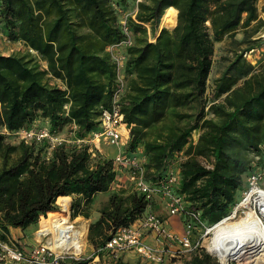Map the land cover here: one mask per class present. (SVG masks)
<instances>
[{
	"label": "trees",
	"instance_id": "trees-1",
	"mask_svg": "<svg viewBox=\"0 0 264 264\" xmlns=\"http://www.w3.org/2000/svg\"><path fill=\"white\" fill-rule=\"evenodd\" d=\"M136 1L0 0L2 35L23 42L47 65L43 71L20 57L0 55V130L10 134L30 129L40 117L52 134L75 125L73 139L97 130L99 107L107 106L115 85L107 47L123 37L119 20L126 15L133 45L123 51L127 81L120 104L129 129L125 150L131 153L141 144L145 178L156 183L174 155L186 149L176 193L185 207L201 213L203 224L213 226L234 213L243 175L252 170L247 152L264 147V70L255 71L243 52L235 53L213 81L209 102L205 92L213 46L257 19L258 0ZM130 4L136 11L128 10ZM169 6L175 10L171 30L157 32ZM139 34L142 37H136ZM46 73L63 80L66 89L43 82ZM179 108L191 113L181 114ZM167 117L187 121L163 136L145 139L146 132ZM194 132L197 140L191 142ZM5 134L0 133L3 234L9 228L24 230L48 212L46 219L59 215V197H71L72 217L88 219L94 195L107 192L116 178L111 160L97 152L93 157L88 146L62 143L46 157V141L10 145ZM147 204L135 191L126 196L111 193L89 226L93 256L107 253L100 249L112 233L132 224ZM193 254L185 264L210 260L206 253ZM116 264L123 263L119 259Z\"/></svg>",
	"mask_w": 264,
	"mask_h": 264
},
{
	"label": "built area",
	"instance_id": "built-area-1",
	"mask_svg": "<svg viewBox=\"0 0 264 264\" xmlns=\"http://www.w3.org/2000/svg\"><path fill=\"white\" fill-rule=\"evenodd\" d=\"M119 22L123 37L120 41L107 47L115 70V85L110 100L106 107H99L97 130L90 132L82 139H73L72 141L78 146H88L92 156H95L94 153L102 143L115 147L116 153L110 160L116 177L118 179L123 177L124 181L148 202L143 214L132 224L116 229L100 251L109 253L113 259H118L122 254L133 251L149 263L166 264L168 260L167 263L170 264L172 258L191 254L197 248L198 243L193 244L191 237L197 228L203 227V222L201 213L198 210L185 207L183 197L176 193L179 183V168L167 169L162 180L151 183L145 178V155L141 153L140 156H137L135 152L131 154L125 150L129 141V129L124 122L120 104L124 91L122 73L125 56L123 51L133 45V39L126 26V15L120 17ZM72 127L76 128L75 125ZM6 134L17 137L25 144L46 141L49 151L56 145L65 142L59 137L60 135L50 133L47 128H22ZM155 199L161 201L169 216H178L183 219L182 233L172 232L164 219L149 210ZM65 210L64 216H67L70 221L69 206ZM47 226L39 227L36 231V243L31 248L11 241L0 230V264H60L67 257L78 260L81 243L77 247L68 246L65 243L66 240L55 244L63 237V229L53 232L48 230ZM174 245L179 247L172 250Z\"/></svg>",
	"mask_w": 264,
	"mask_h": 264
},
{
	"label": "rangeland",
	"instance_id": "rangeland-1",
	"mask_svg": "<svg viewBox=\"0 0 264 264\" xmlns=\"http://www.w3.org/2000/svg\"><path fill=\"white\" fill-rule=\"evenodd\" d=\"M133 7L134 6L130 4L128 6V10H130ZM256 7H257V19L251 22V24L247 28L239 27L235 31V33L232 34V38L231 36L224 37L220 42L214 43L213 55H212V67L209 73L207 86H206V92H205V99L207 101L209 102L211 101L213 81L220 76L225 65L227 64V61H228L227 59H231L235 53L243 52L244 59L253 67L255 71L264 70V22L261 19H259V10L264 11V0H258ZM133 9L135 10V7ZM125 12L128 13V11H125ZM205 25L206 27L209 28L208 22ZM157 29H158L157 32L163 29V27L160 26V21H159V25ZM168 29L171 30V27ZM148 33H149V27H148ZM136 37H142V35L139 34ZM243 38L245 39V41L241 42ZM150 40L152 41L151 38ZM248 47H253V48L245 51ZM0 55L20 57L24 61H28L29 65H32V66L35 65L40 70L46 71L47 69L46 62L42 57H40L36 52L29 50L23 42L8 40L2 35L1 30H0ZM122 78L124 82V91H123V94H124L125 89H126L127 77L126 75L122 73ZM43 82H45L50 87H58L61 89H66L65 82L63 80L55 78L47 73L43 77ZM123 94L121 97H123ZM67 108L68 106L64 107V109H67ZM177 111L181 114L191 113V111H189V109L187 108H179ZM186 121H187L186 119H183L182 121H178L177 119L173 117H167L162 122L156 124L152 130L146 132L145 139L149 140V139H153L154 137H158L160 135L163 136L167 134L171 129H174L175 127H181L183 124H185ZM34 128L35 129H41V128L48 129L47 120L41 117L38 118L34 122ZM73 131L74 129L72 127V124H68L66 125V127L63 128V132L59 134H55V135H60L59 137L65 141L63 143L67 146H71V145H74L72 141ZM1 132L5 134L3 130H0V133ZM5 136H6L5 143H9L10 145H17L20 142V140L15 136L13 137V136L6 135V134ZM197 136H198V132H194L192 135L191 142H196ZM100 147H101V153L98 152V150L96 151L98 154H100L104 158L111 159V157L114 156L116 153V148L113 146H107L102 143ZM48 148L49 146L47 144L46 157H48L50 154V151ZM259 149H260L259 152L248 151L246 154L247 158L251 161L252 170L249 173H246L243 175L242 185L236 195L237 197L236 206L240 203V201L243 199L246 192H248V190L251 187L264 190V147L262 146ZM185 151L186 149H183L182 152L178 153L177 155H174L168 169L178 168L180 162L183 161L187 156ZM134 152L137 156H140V154L143 153V148L141 144L137 145L134 148V150L131 152V154ZM119 178H121L122 180L123 177H119ZM117 182H118V179H117ZM118 185L119 186L118 188H116L115 192L122 193L123 196H126L127 194L132 193L134 191L132 187L127 183L123 184L119 182ZM108 196L109 195L105 193H100V194L98 193L97 195L98 198L92 199L89 205L88 211H89L90 216L88 219H85L81 216L72 217L71 208H70L71 199L70 200L68 199L70 221L74 224V226H76V228L79 227L78 229H80L82 227L83 229H85L84 241H81L82 251L78 256L79 257L78 260L91 259L90 264H116V262H118L119 259H120V262H122L123 264H152L142 259L140 256H138L133 251H129V252L122 254L118 259H113L109 253H102V252H100L101 254L99 255V257L93 256V253L95 250L92 247V245L89 244L88 239H87L89 226L92 222L95 221L93 220L95 216L99 217L100 210L107 204V200L105 199V197L107 198ZM65 203L67 204V201ZM56 204H57V211L55 212H58L59 216L64 217L66 210H64L61 207V205L59 204V201L58 203L56 202ZM155 205L156 206L152 208V211L157 213L158 215L160 214L159 216L162 218L164 215V212H162L163 209L161 206L162 205L161 201L159 199H155ZM48 213L44 216H40L38 221L35 224L29 225L24 230L19 229L18 231H16V230H12L14 228H9L8 232H6L5 235L11 241L18 242L19 244H22L26 248H31L36 243V235H35L36 231H38L39 227H43L46 224V220L45 221H42V220L43 218L46 219L48 217ZM240 216H242V214H239V217ZM175 217H178V216H175ZM178 220L180 221V225L182 224V228H180V230L183 231L184 221L182 218H179ZM211 226L212 225L203 224L202 228H197L192 233V237H191L193 244L198 243L197 248L193 250L191 254L178 255L179 256L178 258H172V261H170V264H185V262L190 260L191 257L194 255L193 253H198L200 256L203 255V253H206L210 257V260L207 261L208 262L207 264H220L218 262V259L215 256L211 255L207 250V247L209 245V241L211 238L210 233H208V229ZM178 247H179L178 245H174L172 250L173 249L175 250ZM71 260H74V259L67 257L64 260V262H69ZM167 262L168 260L166 261V264H169ZM229 264H237V263L231 262Z\"/></svg>",
	"mask_w": 264,
	"mask_h": 264
},
{
	"label": "bare ground",
	"instance_id": "bare-ground-1",
	"mask_svg": "<svg viewBox=\"0 0 264 264\" xmlns=\"http://www.w3.org/2000/svg\"><path fill=\"white\" fill-rule=\"evenodd\" d=\"M174 14L173 7H166L160 18V26L170 28ZM58 201L64 210L67 209L66 197ZM239 214L242 216L239 217ZM46 225L53 232L63 229V237L55 244L66 240L68 246L77 247L84 241L85 229H76L67 216H51L46 219ZM208 233L211 238L207 250L220 264H264V190L251 187L234 213L211 226Z\"/></svg>",
	"mask_w": 264,
	"mask_h": 264
},
{
	"label": "crops",
	"instance_id": "crops-1",
	"mask_svg": "<svg viewBox=\"0 0 264 264\" xmlns=\"http://www.w3.org/2000/svg\"><path fill=\"white\" fill-rule=\"evenodd\" d=\"M259 19H261L263 22H264V11H260L259 10ZM98 152H100L101 153V147L99 146V148H98ZM113 157V156H112ZM111 157V158H112ZM117 178V177H116ZM115 178V180H114V182L111 184V187H110V189L107 191V192H105V194H107V195H110L111 193H113V192H115V190H116V188H118V183L120 182V183H123V184H125V183H127L126 181H124V178H122V180H121V178H117L118 179V182H117V179ZM128 184V183H127ZM100 194V193H99ZM97 195H98V193L97 194H95L94 195V197H93V199H96V198H98L97 197ZM101 196H103V195H101ZM109 197V196H108ZM108 197L106 198L105 197V199L107 200L108 199ZM59 198H62V197H59ZM58 198V199H59ZM66 198H67V206H69V201H68V199L70 200L71 198L70 197H68V196H66ZM57 199V200H58ZM57 202V201H56ZM162 204V203H161ZM156 205H155V201L152 203V205H151V207H150V209L149 210H151L152 211V208L153 207H155ZM162 206V209H163V211L162 212H164V215H163V219H165V221H166V224H167V226H168V228L172 231V232H174V233H178V234H180V233H182V230H180V228H182V224L180 225V221L178 220L179 219V217H173V216H169L168 214H167V211H166V209L164 208V206L163 205H161ZM153 212V211H152ZM155 213V212H154ZM155 214H157V213H155ZM158 215V214H157ZM160 215V214H159ZM158 215V216H159ZM162 216V215H161ZM96 219H98V216H95L94 218H93V220H96ZM12 230H16V231H18L19 229H12ZM10 232H11V230H10Z\"/></svg>",
	"mask_w": 264,
	"mask_h": 264
}]
</instances>
